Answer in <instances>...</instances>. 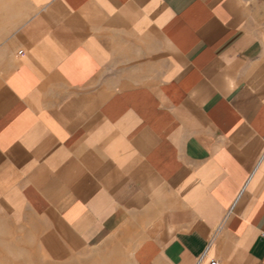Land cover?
Instances as JSON below:
<instances>
[{"label": "crops", "instance_id": "crops-1", "mask_svg": "<svg viewBox=\"0 0 264 264\" xmlns=\"http://www.w3.org/2000/svg\"><path fill=\"white\" fill-rule=\"evenodd\" d=\"M0 207L264 264V0H0Z\"/></svg>", "mask_w": 264, "mask_h": 264}, {"label": "rangeland", "instance_id": "rangeland-1", "mask_svg": "<svg viewBox=\"0 0 264 264\" xmlns=\"http://www.w3.org/2000/svg\"><path fill=\"white\" fill-rule=\"evenodd\" d=\"M50 226L31 212L13 217L0 207V264H138L141 239L134 230L115 232L89 245L70 238L67 244L62 231L65 242L54 246Z\"/></svg>", "mask_w": 264, "mask_h": 264}, {"label": "built area", "instance_id": "built-area-1", "mask_svg": "<svg viewBox=\"0 0 264 264\" xmlns=\"http://www.w3.org/2000/svg\"><path fill=\"white\" fill-rule=\"evenodd\" d=\"M262 237H264V233H262ZM201 259H202V256L197 260L196 264H199V262L201 261ZM209 264H218V263L215 260H211Z\"/></svg>", "mask_w": 264, "mask_h": 264}]
</instances>
